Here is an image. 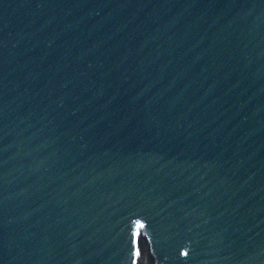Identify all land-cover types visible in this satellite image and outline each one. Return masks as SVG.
I'll list each match as a JSON object with an SVG mask.
<instances>
[{"label": "water", "instance_id": "95a60500", "mask_svg": "<svg viewBox=\"0 0 264 264\" xmlns=\"http://www.w3.org/2000/svg\"><path fill=\"white\" fill-rule=\"evenodd\" d=\"M264 264V0H0V264Z\"/></svg>", "mask_w": 264, "mask_h": 264}, {"label": "rangeland", "instance_id": "374dc122", "mask_svg": "<svg viewBox=\"0 0 264 264\" xmlns=\"http://www.w3.org/2000/svg\"><path fill=\"white\" fill-rule=\"evenodd\" d=\"M146 262H147V245L145 244L144 252H143V255L141 257L140 264H146Z\"/></svg>", "mask_w": 264, "mask_h": 264}]
</instances>
